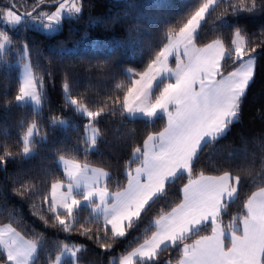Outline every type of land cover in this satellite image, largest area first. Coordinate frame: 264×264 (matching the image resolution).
<instances>
[{"label": "trees", "instance_id": "trees-1", "mask_svg": "<svg viewBox=\"0 0 264 264\" xmlns=\"http://www.w3.org/2000/svg\"><path fill=\"white\" fill-rule=\"evenodd\" d=\"M78 1L80 13L64 18L55 35L47 36L25 24L7 30L12 49L0 64V226L11 227L35 244L37 252L31 264H50L65 245L80 249L73 263L65 260L63 264H119L120 256L152 235L154 220L181 202L180 189L188 178L180 174L166 193L146 208L124 238L114 240L110 229L86 207L75 209L74 219L51 211V187L65 182L58 158L105 171L108 177L104 187L109 192L125 188L126 171L140 164V160H131L133 150L166 126L163 116L153 120L125 116L123 98L132 86L125 71H143L158 57L169 37L207 0ZM14 2L5 3L20 12ZM238 2L218 1L199 27L196 42L202 47L219 40L229 48L236 30L242 29L245 49L249 53L256 49L253 79L242 99L237 121L221 138L205 143L194 161V179L225 172L241 178L237 197L221 216L220 224L225 230L232 217L244 213L248 197L264 188V10L231 14V5ZM42 5L45 4L31 5V10ZM22 47L40 92L39 112L15 100L20 85L18 66L13 62ZM232 55L224 59L222 73L240 64L232 62ZM72 99L101 115L91 119L90 124L91 120L71 105ZM53 118L64 123L53 125ZM31 124L37 134L28 145L32 154L25 157L23 137ZM87 125L94 126L98 133L93 149L84 137ZM56 215L66 220L70 231H64ZM85 229L91 230L93 239L82 234ZM210 232V225L203 226L186 243ZM181 256L178 248L169 246L159 252L153 264H176ZM0 260L8 264L1 250Z\"/></svg>", "mask_w": 264, "mask_h": 264}, {"label": "snow or ice", "instance_id": "snow-or-ice-1", "mask_svg": "<svg viewBox=\"0 0 264 264\" xmlns=\"http://www.w3.org/2000/svg\"><path fill=\"white\" fill-rule=\"evenodd\" d=\"M216 3L217 0H208L199 7L179 31L169 37V43L159 52L157 59L148 65L149 71L141 73V79L134 80L133 87L128 88L124 95L123 109L126 113L140 112L148 118L162 113L167 118V126L163 131L155 136L149 135L142 147L133 150L132 155L140 160V166L134 169L135 174L132 171L127 173L128 184L125 191L110 193L107 186H99L100 180L108 173L93 170L94 178L83 177V170L79 165L66 169L70 183L59 199L57 189L60 185H52L51 211L56 213L58 208H63L67 216L74 219V209L79 207L81 200L73 196L72 189L74 186L79 188L83 179V200L89 202L94 209L103 206L105 224L111 226L110 231L115 240L126 236L127 230L142 217L146 208L164 195L168 186L181 173L187 174V183L180 189L182 202L171 212L161 215L155 221L157 230L151 238L139 249L124 256L120 264H132V258L136 256L141 264H153L159 252L169 246L182 252L180 264H264V188L248 197L243 205L244 213L232 217L225 230L220 224L221 216L228 203L237 197L241 178L233 177L228 172L217 177L201 175L193 178L194 161L202 142L207 138L215 139L228 130L239 115L242 99L254 75L251 53H255L256 49L252 48L251 53L245 49L242 29H237L231 40L234 47L226 48L219 40L204 48L196 47L197 30L206 20V13ZM64 8L65 4L60 3L57 11L48 15V21L59 23V13ZM259 10H264V0H239L237 4L231 5V14L234 15ZM68 11L79 13L81 8L73 4ZM6 17L12 25L18 24L22 19L12 10H7ZM44 27L49 28L50 24H44ZM8 40V36L0 32V50L4 49ZM173 52L176 56L175 69L169 68L166 63L168 55ZM233 52L235 61L241 62L240 68L224 79L221 62ZM246 56L248 58L245 60ZM169 74L174 82L164 83L154 102L148 103L145 89L150 90L153 82ZM145 77H148V83L144 88H137L136 85ZM19 92L15 97L17 102L30 98L37 105L41 103L30 73L26 74ZM70 103L77 106L76 110L90 120L101 115V112L90 111L75 99ZM57 123L63 124L64 121L53 118L52 124ZM35 131V125L28 129L25 145L29 143L27 137L34 135ZM95 135L94 131L93 146L96 143ZM23 151L27 154L29 148L25 146ZM2 160L0 158V162ZM110 195L113 197L111 203L107 201ZM93 197H97L100 203L96 204ZM55 220L64 231L71 230L61 215H56ZM204 225L211 226V235L199 236L193 243H186L192 235H198ZM90 233V229L82 232L93 239ZM226 240L230 246L226 244ZM0 246L5 249L9 264H28L35 251L34 244L25 246L16 241L9 244L3 239V233H0ZM63 251L76 256V251L66 245ZM0 264H3L2 260Z\"/></svg>", "mask_w": 264, "mask_h": 264}, {"label": "rangeland", "instance_id": "rangeland-1", "mask_svg": "<svg viewBox=\"0 0 264 264\" xmlns=\"http://www.w3.org/2000/svg\"><path fill=\"white\" fill-rule=\"evenodd\" d=\"M6 1L7 0H0V4L2 5V7H0V32L5 33L8 36L9 40H8V42H5L4 49L3 50H0V64H1L2 59L5 58L6 53L9 52L12 49V39H11L10 35L8 34L7 30H9L11 28H17L19 25L25 24L26 26H28L30 28H33V29H35V30H37L39 32H42V33H44L47 36H52V35L57 34L60 31L61 23H62V20L64 18L74 17V16H77L80 13V12L79 13H76L74 11H72V12H69L68 11V9L71 8V6L73 4H75L77 7H80L78 0H63L60 3H64L65 4V8L63 10H61L60 13H59V23H50L48 21V19H47L48 15H51L52 13L56 12L57 9L59 8V5H60V3L57 4V5H51L54 2H56V0H15L14 5L17 8H19V11L20 12L16 11L13 7L7 6V3H5ZM218 1H220V0H217V2ZM207 2H208V0L205 3H207ZM39 3L40 4H45V5H42L41 7H39L38 9H36L35 11L34 10H31V5H35V4H39ZM214 5L212 6V8L214 7ZM7 10H12L16 14L20 15L21 18H22L21 21L18 24H15V25L9 24L8 23V18L6 17ZM25 13H31L32 15L31 16H28V15H25ZM206 15H207V13H206ZM44 24H50V27L49 28H45L44 27ZM213 42H211L209 44H213ZM168 43H169V39L167 40V42L164 45V47ZM205 46H202V47L196 46V47H198V48H204ZM164 47L162 48V50L164 49ZM232 47H234V46H232ZM181 51H182V49H181ZM251 54H252L253 59H254L255 54L254 53H251ZM17 56L18 57L16 58V60H14L13 63L18 66V77H19V85H20V87L24 84L26 74H28V73L31 74V77L33 78L34 85L36 86V83H35V80H34V76H33V72L31 70L30 61L28 59V55H27L24 47H22V49L17 53ZM232 56H233L232 62H235L234 52H233V55ZM247 58H248L247 56L244 57L245 60ZM152 62L150 64H152ZM223 62H224V60H222V62H221L222 65H223ZM166 63H167V66L169 68L175 69V67H176V56H175V53L174 52L172 54L168 55V58H167ZM238 68H240V64L236 68L230 70L228 73H222V77L224 79H227L228 78V74L231 73V72L236 71ZM148 71H149L148 66L143 71H141L139 73H136V72H134V71H132L130 69H127L125 72H126L127 76L132 81V86L131 87H133V81L134 80H140L141 79V77H140V74L141 73L148 72ZM219 78L220 77H218V79ZM169 81L174 82V79L172 78L171 74H169L167 77L161 76L158 79V81L153 82V86H152V88L150 90L145 89L146 92H147L146 101L148 103L154 102L155 96L159 94V91L162 89L164 83L169 82ZM147 83H148V77H145L143 80H141L140 84H137L136 85V87L137 88H144ZM157 88H158V90L156 91ZM37 91H38V95L40 96V94H39L40 92H39L38 89H37ZM17 103L19 105H29L34 112H39L41 110V106H42V102L39 105H37L33 101H31L30 98L29 99H25L24 101H21V102H17ZM74 107L76 109L77 106H74ZM124 114H125V116H127L130 119L141 118V119H145V120H153L154 118H156L158 116H163V114L161 113V114H158L156 117L148 118V117H145L143 115V113H140V112H136V113H131L130 114V113H126L125 111H124ZM84 116H86V115H84ZM164 119L166 121V126H167V118L164 117ZM236 121H237V117L235 118V120L233 121V123L236 122ZM32 126H33V124H31L27 128V130H26V132L24 134V137H23V143L25 141V137L27 136L28 129L30 127H32ZM94 131L96 133V135H95V140H96L97 137H98V133H97V130H96V128L94 126L87 125L85 127V130H84V137H85L86 141H88V143L90 145V148H92V149L94 148V146L92 145V137H93V132ZM36 134H37V129H36L34 135H32L30 137H27L29 143L27 145H25V143H24V145L28 147V145L33 141V138L36 136ZM224 134H222L219 137H216L215 139L207 138L205 142H202V146L205 143H207V142H210V141L217 140V139L221 138ZM152 135L155 136L157 134H152ZM31 154H32V150L30 148H29V152L27 154H25L24 151H23V155L25 157H28ZM141 159H142V157H141ZM131 160L133 161V160H139V159H137L136 157H134L132 155L131 156ZM57 165L62 170L63 175H64V178H65V182L54 183V184L60 185V187L57 189V199L60 198V195L62 193H64V192L67 191V186L70 183L69 177L66 174V169L67 168H70V167H72L74 165H79L80 169L83 170L82 176L83 177H92V178H94V171L93 170L102 171L100 169H95V168H91V167H88V166L80 165V164H78L76 162H73V161H70V160L64 159V158H58L57 159ZM138 166H140V165H138ZM138 166H136V167H138ZM136 167H134L132 170H127L126 171V175H127V173L129 171H132V173L135 174L134 173V169ZM102 172L106 173L105 171H102ZM181 174H186V173H181ZM107 176L104 177L102 180H100V182H99V186L100 187H104V182H105ZM141 178L143 179V177H141ZM127 184H128V177H127V182H126L125 188L123 190H121V191H118V192L125 191V189L127 188ZM258 191L259 190L255 191V192H258ZM83 192H84V182H83V179H81V183H80L79 188H77V187L74 186L73 189H72L73 196H75L76 198H78V199L81 200V203H80L79 207H86V208H88L93 216L100 218V220L102 221L103 225L105 227H107L108 229H110L111 226L110 225H106L105 224V221H104V215H103V211H102L103 206H101L100 209H94L93 206L89 202L83 200ZM110 193H117V192H110ZM181 196H182V194H181ZM92 199H93V201L96 204H99L100 203V201H99V199L97 197H93ZM112 199H113V197L110 195L107 198V201L109 203H111ZM51 200H52V187H51V190H50V203H51ZM181 202H182V200H181ZM77 208H75V209H77ZM171 211L172 210H170L169 212H171ZM57 212L66 213L63 208H58V211ZM157 219H159V218H157ZM157 219H155L154 222H153V224H152L154 226V232L157 230V226L155 224V221ZM204 226H206V225H204ZM0 233H3V239L6 242H8L9 244H11L12 241H16L17 244L25 245V246H27L28 244H34V243L30 242V241L25 240L22 236H20L16 231H14L9 226H1L0 227ZM151 236L147 240H149L151 238ZM145 241H143L142 243H140L138 246H136L134 249H132L126 255L132 253L134 250L139 249L140 246L145 243ZM225 242H226V244H229V246H230L229 241L226 240ZM1 247L3 248V246H1ZM68 248L72 249L73 251H76V253H77V250L79 251V249H80L79 246H73V247H68ZM63 249L61 250V252L58 255H56L55 259L50 264H63L65 260L71 261V263L74 262L75 257H73L70 252L63 251ZM3 251L6 253V251H5L4 248H3ZM36 252H37V247L35 246V251L32 253V256L34 258L36 256ZM126 255L120 256L118 258V263L119 264H120V260L124 256H126ZM57 257H59V260H57ZM135 261H140V259H139L138 256L132 258V264H134Z\"/></svg>", "mask_w": 264, "mask_h": 264}, {"label": "crops", "instance_id": "crops-1", "mask_svg": "<svg viewBox=\"0 0 264 264\" xmlns=\"http://www.w3.org/2000/svg\"><path fill=\"white\" fill-rule=\"evenodd\" d=\"M140 165V164H139ZM108 177V176H107ZM206 177H208V176H206ZM199 178V177H198ZM107 179V178H106ZM1 227V226H0ZM210 234H211V232H210ZM209 234V235H210ZM28 241V240H27ZM228 241V240H227ZM193 243V242H192ZM0 250L3 252V254L5 255V257H6V259H7V255H6V253L3 251V248L0 246ZM33 256H31L30 258H29V260H28V264H31V262H32V260H33ZM183 257L181 256V258L179 259V261L176 263V264H180V261H181V259H182ZM8 264H9V262H8Z\"/></svg>", "mask_w": 264, "mask_h": 264}, {"label": "water", "instance_id": "water-1", "mask_svg": "<svg viewBox=\"0 0 264 264\" xmlns=\"http://www.w3.org/2000/svg\"><path fill=\"white\" fill-rule=\"evenodd\" d=\"M61 1H63V0H57L56 2H54L53 4H51V5H57V4H59ZM93 122V120H91L90 121V124Z\"/></svg>", "mask_w": 264, "mask_h": 264}]
</instances>
